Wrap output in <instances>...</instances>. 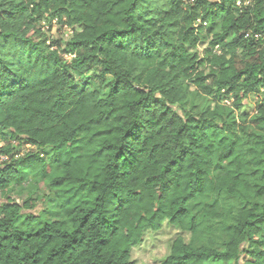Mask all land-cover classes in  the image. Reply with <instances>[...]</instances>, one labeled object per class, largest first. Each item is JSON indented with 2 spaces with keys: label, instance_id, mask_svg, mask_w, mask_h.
Here are the masks:
<instances>
[{
  "label": "trees",
  "instance_id": "trees-1",
  "mask_svg": "<svg viewBox=\"0 0 264 264\" xmlns=\"http://www.w3.org/2000/svg\"><path fill=\"white\" fill-rule=\"evenodd\" d=\"M238 1L0 0V264H135L165 223L190 240L160 264H264V0Z\"/></svg>",
  "mask_w": 264,
  "mask_h": 264
},
{
  "label": "rangeland",
  "instance_id": "rangeland-1",
  "mask_svg": "<svg viewBox=\"0 0 264 264\" xmlns=\"http://www.w3.org/2000/svg\"><path fill=\"white\" fill-rule=\"evenodd\" d=\"M39 26L42 32L46 34L51 40L62 41L66 43L71 37L70 29L65 26H61L55 20L49 23V20L42 21ZM207 41L199 45V51H203L207 47ZM67 58V57H66ZM195 111L198 112L204 108L209 101L204 97H194ZM242 111L249 115L255 113L257 107V98L255 96H249L244 102ZM2 144H0L1 146ZM25 153L28 148H24ZM3 157H0V167H2ZM12 201L22 205L28 198L35 199V206L32 210H23L22 215H46L48 212L53 210V200L55 199L54 193L49 188V185L42 181L37 184H22L20 187H14L12 192L9 194ZM0 202L3 200L0 197ZM181 236L185 243L190 240V235L187 233H181L176 228L165 223L161 230L158 232L146 231L143 236V241L140 245L134 247L130 252L131 261L135 264H160L169 255L170 246L172 241ZM244 260L241 256L238 264H243ZM206 264H221L215 262H207ZM234 264V263H229Z\"/></svg>",
  "mask_w": 264,
  "mask_h": 264
},
{
  "label": "built area",
  "instance_id": "built-area-1",
  "mask_svg": "<svg viewBox=\"0 0 264 264\" xmlns=\"http://www.w3.org/2000/svg\"><path fill=\"white\" fill-rule=\"evenodd\" d=\"M249 2H250V0H242V1L239 0V1L237 2V5H241V4H243V5H248ZM255 38H258V36L255 35Z\"/></svg>",
  "mask_w": 264,
  "mask_h": 264
}]
</instances>
